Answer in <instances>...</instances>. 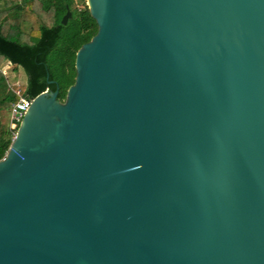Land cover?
<instances>
[{
    "label": "water",
    "instance_id": "95a60500",
    "mask_svg": "<svg viewBox=\"0 0 264 264\" xmlns=\"http://www.w3.org/2000/svg\"><path fill=\"white\" fill-rule=\"evenodd\" d=\"M85 3L0 158V264H264V0Z\"/></svg>",
    "mask_w": 264,
    "mask_h": 264
},
{
    "label": "trees",
    "instance_id": "16d2710c",
    "mask_svg": "<svg viewBox=\"0 0 264 264\" xmlns=\"http://www.w3.org/2000/svg\"><path fill=\"white\" fill-rule=\"evenodd\" d=\"M78 1L82 7H75V0H0V158L13 137L9 109L16 91L34 97L57 89L63 100L74 81L75 52L97 31L85 0ZM66 6L71 16L62 23ZM4 60L24 70V85L10 87L1 69Z\"/></svg>",
    "mask_w": 264,
    "mask_h": 264
},
{
    "label": "built area",
    "instance_id": "2783aa9c",
    "mask_svg": "<svg viewBox=\"0 0 264 264\" xmlns=\"http://www.w3.org/2000/svg\"><path fill=\"white\" fill-rule=\"evenodd\" d=\"M16 94L18 95V98L10 104V109H9V126H10V129L12 130V136L15 135L17 126L24 112L29 107L32 101V98H33L30 96L24 95L19 91H16Z\"/></svg>",
    "mask_w": 264,
    "mask_h": 264
},
{
    "label": "rangeland",
    "instance_id": "374dc122",
    "mask_svg": "<svg viewBox=\"0 0 264 264\" xmlns=\"http://www.w3.org/2000/svg\"><path fill=\"white\" fill-rule=\"evenodd\" d=\"M74 5L75 7H82L83 3L81 1L75 0ZM1 69L7 76V81L10 87H17L26 83V74L20 66L13 67L6 60H4L1 62Z\"/></svg>",
    "mask_w": 264,
    "mask_h": 264
}]
</instances>
